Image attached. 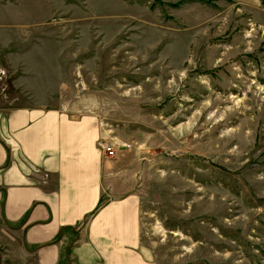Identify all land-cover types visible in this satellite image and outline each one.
I'll use <instances>...</instances> for the list:
<instances>
[{
    "label": "rangeland",
    "instance_id": "obj_1",
    "mask_svg": "<svg viewBox=\"0 0 264 264\" xmlns=\"http://www.w3.org/2000/svg\"><path fill=\"white\" fill-rule=\"evenodd\" d=\"M258 9L0 0V38H17L3 66L30 70L31 103L79 106L129 153L159 264H264V0Z\"/></svg>",
    "mask_w": 264,
    "mask_h": 264
},
{
    "label": "crops",
    "instance_id": "obj_2",
    "mask_svg": "<svg viewBox=\"0 0 264 264\" xmlns=\"http://www.w3.org/2000/svg\"><path fill=\"white\" fill-rule=\"evenodd\" d=\"M16 39L0 38V264H159L129 153L107 154L98 117L79 106L31 103L30 70L3 66Z\"/></svg>",
    "mask_w": 264,
    "mask_h": 264
},
{
    "label": "built area",
    "instance_id": "obj_3",
    "mask_svg": "<svg viewBox=\"0 0 264 264\" xmlns=\"http://www.w3.org/2000/svg\"><path fill=\"white\" fill-rule=\"evenodd\" d=\"M101 147L104 149V151L107 154H112L113 153V150H112L111 146L109 144H107L106 141H103L101 143Z\"/></svg>",
    "mask_w": 264,
    "mask_h": 264
}]
</instances>
